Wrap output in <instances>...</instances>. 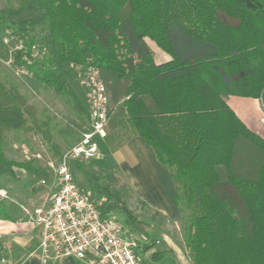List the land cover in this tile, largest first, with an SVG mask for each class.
Returning a JSON list of instances; mask_svg holds the SVG:
<instances>
[{
    "label": "trees",
    "instance_id": "1",
    "mask_svg": "<svg viewBox=\"0 0 264 264\" xmlns=\"http://www.w3.org/2000/svg\"><path fill=\"white\" fill-rule=\"evenodd\" d=\"M17 1L0 8V38L23 45L11 54L13 68L51 88L83 124L89 106L76 65L98 68L114 103L121 101L112 127L142 137L170 170L192 264H264V139L221 96H264V0ZM145 37L170 60L156 64ZM32 46L46 52L33 56ZM12 130L38 134L54 156L64 151L18 87L0 81V188L17 179L15 168L47 178L37 159L6 156ZM76 134L69 123L58 131L66 149ZM84 173L111 200L105 210L120 206L136 224L117 190ZM0 220L16 221L1 198ZM151 255L177 264L168 252Z\"/></svg>",
    "mask_w": 264,
    "mask_h": 264
},
{
    "label": "built area",
    "instance_id": "2",
    "mask_svg": "<svg viewBox=\"0 0 264 264\" xmlns=\"http://www.w3.org/2000/svg\"><path fill=\"white\" fill-rule=\"evenodd\" d=\"M6 39V43L9 39ZM18 43L12 51L22 49ZM46 52L31 47L33 56ZM26 73L24 68H18ZM78 78L86 88L89 119L80 138L58 157H47L49 176L38 184L50 185L49 197L31 208L24 207V218L37 231L36 252L46 262L51 258L72 256L85 264H151V253L140 245L130 229L103 207L109 203L104 194L92 193L81 186L73 174L74 166L94 159L99 140H104L117 104L112 105L108 90L97 67L77 64ZM0 196L5 191L0 190Z\"/></svg>",
    "mask_w": 264,
    "mask_h": 264
},
{
    "label": "rangeland",
    "instance_id": "3",
    "mask_svg": "<svg viewBox=\"0 0 264 264\" xmlns=\"http://www.w3.org/2000/svg\"><path fill=\"white\" fill-rule=\"evenodd\" d=\"M17 2V0H0V8L16 6ZM228 21L231 23H237V20L235 19H228ZM146 41L151 49L153 60L164 58L163 55H165L166 52H164L148 37H146ZM13 45L14 44H12V42L6 43V39L0 38V81L7 86L15 85L18 87L27 102L34 108L37 118L49 121L53 129L55 141H57L61 148L65 150L66 145L58 135V131L60 128H65V125L68 123L73 125L77 132L76 135L72 136L73 141L71 144H73L80 138V132L77 130L79 122L73 115L70 108L65 105V103L53 92L51 88L41 86L31 77L30 74L22 73L18 68H13L11 64V54L13 52L11 47ZM108 93L113 105L114 100H112L110 92ZM117 100L116 104L118 106L121 101L119 99ZM262 101L264 103V96ZM81 124L85 127V124ZM126 135V130L121 131L118 128L112 127V124L110 123L108 136L105 141L113 138L114 142H119L124 139ZM98 143L99 152L97 156L86 163L78 164L75 171H73L77 182L93 194L97 193L91 181L89 182L86 179V175L84 173L86 171L97 178L99 185L117 190L122 201L130 210L136 224L132 225L127 222V216L120 206L113 210V214L116 215L125 228L131 230L143 249L147 252L158 250L159 246L157 241L159 242L162 239V229L166 227L169 229V232H173L170 233L171 236H175L174 239L181 243V253L178 254V257L173 255L176 263L192 264L189 253L181 242L182 238L179 228L180 220L178 219L174 223H168L167 219L163 218V222H161L159 220L160 217H157L156 214L151 212L146 205L139 201V199L130 194L126 184L116 179L113 174L114 170L112 168V164L108 161L109 151L107 146L104 145L101 140H99ZM3 146L5 154L8 158L17 161L37 159L43 167L46 165L47 157H57L53 155L52 150L49 149L47 143L33 131L27 133H24L21 130L6 132ZM107 162L109 163L106 164ZM14 170L17 179L5 178L1 180L2 188H0V190L5 191V196H0V198L13 212V215L16 218V221L13 223H24L21 222V220H25L23 208H31L45 201L49 197L48 192H50L49 190L50 185L52 184V179L49 182L50 185H42V188L39 189L38 181L33 180V177H30L23 169L15 168ZM0 221L6 223L9 222L4 220ZM11 238L12 236L10 234H0V244L5 246V252L7 254L12 253L15 256H22V253L18 250L16 244L11 241ZM152 264L160 263L153 261Z\"/></svg>",
    "mask_w": 264,
    "mask_h": 264
},
{
    "label": "crops",
    "instance_id": "4",
    "mask_svg": "<svg viewBox=\"0 0 264 264\" xmlns=\"http://www.w3.org/2000/svg\"><path fill=\"white\" fill-rule=\"evenodd\" d=\"M144 41L151 52L146 37ZM163 56L164 58L154 60V62L161 64L171 58L167 53ZM221 96L236 116L251 131L264 139V103L262 98L229 94H222ZM77 127L79 132L85 128L80 122ZM126 131V137L119 142H114L113 138L108 141H105L106 138L101 140L109 151L108 161L112 164L114 176L126 184L130 194L139 199L157 217H160L161 222H163V218H166L168 223H174L179 219V214L174 202L176 188L170 170L159 162L153 148L142 137L129 129ZM76 167L74 166L73 171ZM170 233L173 232H169L168 228L162 229V239L157 241L158 250L178 257V254L181 253V243L175 240V236H171ZM0 234H10L12 236L11 241L22 253V256L7 254L5 246L2 245L5 258L0 260V264H85L72 256L51 258L43 262L36 252L37 231L28 223L0 221ZM181 242L183 243V241ZM150 257L152 264V255Z\"/></svg>",
    "mask_w": 264,
    "mask_h": 264
}]
</instances>
